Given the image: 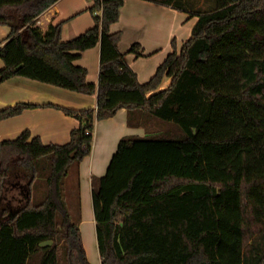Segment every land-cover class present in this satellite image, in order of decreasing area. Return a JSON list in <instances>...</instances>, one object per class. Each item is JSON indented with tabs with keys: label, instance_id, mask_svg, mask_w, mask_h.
<instances>
[{
	"label": "trees",
	"instance_id": "16d2710c",
	"mask_svg": "<svg viewBox=\"0 0 264 264\" xmlns=\"http://www.w3.org/2000/svg\"><path fill=\"white\" fill-rule=\"evenodd\" d=\"M56 1L0 0V25L10 27L0 83L26 77L97 103L55 106L78 121L65 143L28 129L0 141V264H91L69 190L78 202L95 123L120 108L145 134L121 137L104 174L91 175L100 264H264V0L190 9L191 35L145 82L110 30L124 0H92L93 25L66 41L61 22L44 32L37 24ZM97 44L94 83L75 60ZM127 52L144 54L138 42ZM37 106H6L0 121Z\"/></svg>",
	"mask_w": 264,
	"mask_h": 264
},
{
	"label": "crops",
	"instance_id": "0c3cea01",
	"mask_svg": "<svg viewBox=\"0 0 264 264\" xmlns=\"http://www.w3.org/2000/svg\"><path fill=\"white\" fill-rule=\"evenodd\" d=\"M169 1L124 0L118 21L110 27L111 31L121 32L118 49L122 53H126V62L135 71L140 82L147 81L154 74L157 65L164 59L165 54H160L155 59L149 60L155 57L152 54H159L162 39L175 32L177 23L183 16L180 8L172 4L174 0ZM91 4L92 0H57L38 16L37 24L44 32L50 24L55 25L61 22L62 40L72 39L93 25V17L88 10ZM198 6L201 8V5L198 4ZM9 31V26L0 25V42L7 37ZM134 42L141 45L143 56H136L127 52ZM149 55L151 56L148 57ZM140 58L143 60L147 58L149 61H139ZM75 64L87 69L86 79L88 82L97 83L99 45L84 50L80 58L75 60ZM2 65L3 61L0 59V68ZM169 83L170 78L165 76L155 91L166 88ZM17 102H29L39 106L26 109L21 114L1 120L0 140L14 139L23 130L28 129L31 135L39 136L44 143L62 144L68 141L69 133L78 125V121L55 106L74 109L96 107L97 96L96 94H83L30 78L15 76L0 83V109ZM93 133L94 140L91 153L81 160L78 168L77 217L80 232L82 224L90 229L92 225L95 227L91 204V175L101 176L104 174L121 137L145 134L143 128L127 125L125 108L118 109L112 117L97 121ZM69 194V203H71L75 194L72 196L70 190ZM69 211L74 215L71 204H69ZM83 245L88 258V250L84 241Z\"/></svg>",
	"mask_w": 264,
	"mask_h": 264
},
{
	"label": "rangeland",
	"instance_id": "374dc122",
	"mask_svg": "<svg viewBox=\"0 0 264 264\" xmlns=\"http://www.w3.org/2000/svg\"><path fill=\"white\" fill-rule=\"evenodd\" d=\"M89 1H91V0H89ZM178 2L180 3L179 5L183 6L182 9H179L183 13V16L178 21L177 28H176L175 32L171 36L164 37L162 39V45H161V50L159 51V54H156V53L152 54V55H155V57L150 58L149 60L155 59L156 56L160 55V54H165V57H166V55L173 50L179 51L183 41H185L191 35V29H192V26L195 22L196 17L190 16V11H191L190 9L200 8L198 6V4L201 5L202 9L209 8L214 4V0H178ZM190 7H192V8H190ZM150 56L151 55H149L148 57H150ZM149 60L147 58H145L144 60L140 58L139 61H149ZM69 183H72V181L70 180ZM14 190L15 189H13V191H11V193L14 192ZM7 192L9 194L10 190H8ZM70 193L72 195H74L75 191L73 189H70ZM72 199H71V203H69V204H71L73 214L75 216H77V214H78V207H77L78 202L75 198V195L72 197ZM68 201H69V199H68ZM81 236H82V240L85 243V247L88 250V258L90 260L89 262L91 264H100L99 254H98V249H97V243H96V237H95V227L92 225V228L90 229V228L86 227V225L82 224Z\"/></svg>",
	"mask_w": 264,
	"mask_h": 264
}]
</instances>
